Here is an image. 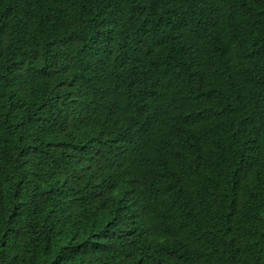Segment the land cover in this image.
<instances>
[{
  "label": "trees",
  "instance_id": "obj_1",
  "mask_svg": "<svg viewBox=\"0 0 264 264\" xmlns=\"http://www.w3.org/2000/svg\"><path fill=\"white\" fill-rule=\"evenodd\" d=\"M0 264H264V0H0Z\"/></svg>",
  "mask_w": 264,
  "mask_h": 264
},
{
  "label": "clouds",
  "instance_id": "obj_2",
  "mask_svg": "<svg viewBox=\"0 0 264 264\" xmlns=\"http://www.w3.org/2000/svg\"><path fill=\"white\" fill-rule=\"evenodd\" d=\"M167 110L170 111V109H167ZM168 111H167V112H168Z\"/></svg>",
  "mask_w": 264,
  "mask_h": 264
}]
</instances>
